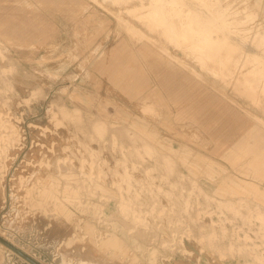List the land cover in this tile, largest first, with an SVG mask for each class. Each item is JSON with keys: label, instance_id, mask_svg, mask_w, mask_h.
<instances>
[{"label": "rangeland", "instance_id": "374dc122", "mask_svg": "<svg viewBox=\"0 0 264 264\" xmlns=\"http://www.w3.org/2000/svg\"><path fill=\"white\" fill-rule=\"evenodd\" d=\"M219 1L260 54L264 0ZM151 5L0 0V125L21 139L0 156V237L38 264H264V95L236 84L252 67L205 68L186 37L150 32ZM170 81L204 95L175 101ZM203 98L221 111L214 136L183 112ZM0 264L33 263L0 242Z\"/></svg>", "mask_w": 264, "mask_h": 264}, {"label": "bare ground", "instance_id": "6f19581e", "mask_svg": "<svg viewBox=\"0 0 264 264\" xmlns=\"http://www.w3.org/2000/svg\"><path fill=\"white\" fill-rule=\"evenodd\" d=\"M109 1L118 4L127 0ZM187 2L188 0H152L151 10L147 15L145 14V16H142L146 20L145 25H147L151 33L160 32V34L186 37L184 44L188 49L198 53L201 64L208 69L211 67L212 69L210 70H213L215 73L217 72L224 77L229 78L235 74L237 69L241 68L240 66L243 63L242 59L244 57L246 61L243 65V68L246 67L247 64H250L252 69L249 73L239 76L236 79V84L243 87L249 93L254 94L255 98H258L259 93L264 95V30L257 28L252 34L254 36L253 46L259 51L260 54H246L248 52L245 51L243 46L250 37V32L240 33L236 31V22L231 19L233 12L231 13L228 9H225L219 0H195V3L197 4L195 6L189 5ZM168 4L172 6L170 14H172L173 17L176 16L173 18V21L167 16V11L164 9ZM178 14H182L184 20L178 18ZM244 18L247 19V21H255L256 15L253 12H248ZM176 19L181 21L180 28H176L174 24V20ZM243 30L252 31L251 28H246ZM133 31L136 32L135 29H133ZM140 35L144 36L143 34ZM234 36L239 37L241 40L238 42H233L232 39ZM160 48L164 50L163 46ZM211 63L213 64L212 66H210ZM1 127H4V131H2ZM101 127L102 125L99 128ZM15 129L16 128H14V126L6 127L3 126V124L0 125L1 157L5 156L11 148H15L21 141L19 134H17ZM125 133L120 131L118 135L123 137ZM125 135L128 137L127 133ZM164 159H166L165 163L167 172H170L167 175H172L171 169L175 174L176 171L174 170V165L176 163L173 161L171 162L169 158ZM176 188L177 186L174 183H170L168 190L166 191V194L170 196L166 198L172 206V210L165 214L170 218V224L174 222L173 214H175V211L173 210L175 208L173 205H176L174 197H179V194L182 196V191L180 189L177 191ZM123 202L125 203H123L121 206L122 211L131 209L129 201ZM223 208L229 210L232 209L229 207V203H225ZM235 209H237V207H235ZM148 214L151 215L153 213L150 214L146 212L144 215L145 222H148ZM109 243L110 242L106 243L105 245H108Z\"/></svg>", "mask_w": 264, "mask_h": 264}, {"label": "crops", "instance_id": "0c3cea01", "mask_svg": "<svg viewBox=\"0 0 264 264\" xmlns=\"http://www.w3.org/2000/svg\"><path fill=\"white\" fill-rule=\"evenodd\" d=\"M168 83V82H166ZM165 94L166 96H168L169 98L172 96H176L175 97V101L176 100H184V98H188V97H197V95H204L203 93H201V91H197V88H193V90L189 91L187 90V92L185 93L184 91L186 90L185 87L182 85V83H173L170 81V87H168V84H165ZM170 92L168 93L167 91ZM180 91V92H179ZM197 99H195L196 101ZM213 101L214 99H209L207 101V103L205 104L204 98L202 100H199V102H195V103H190L189 105H186L185 107H187V111H183L184 113L188 112L189 115V120L187 118V122L190 124L195 125L196 127L200 128L204 133H209L212 134L214 136V132L216 131H220L222 129H224V122H222V118L219 119L218 115H221V111H216L215 108H213L215 105H213ZM193 104V105H192ZM177 104L175 103V106ZM218 110V109H217ZM179 112H181V109L179 110ZM201 121V122H200ZM220 124H218V122H220ZM245 124V123H243ZM243 124H234L233 127V134L236 139L233 142V145H236L240 142V140L242 139L243 136L240 137V131H244L246 126ZM219 140V139H218ZM219 142H223V141H218ZM224 143V142H223ZM230 147H232V145L230 144Z\"/></svg>", "mask_w": 264, "mask_h": 264}, {"label": "water", "instance_id": "95a60500", "mask_svg": "<svg viewBox=\"0 0 264 264\" xmlns=\"http://www.w3.org/2000/svg\"><path fill=\"white\" fill-rule=\"evenodd\" d=\"M0 242H2L3 244L7 245L8 247H10L11 249H13L14 251H16L19 255L23 256L24 258H26L28 261H30L33 264H38L36 263L33 259H31L30 257H28L26 254H24L22 251H20L19 249H17L15 246H13L12 244L8 243L7 241H5L4 239H2L0 237Z\"/></svg>", "mask_w": 264, "mask_h": 264}]
</instances>
